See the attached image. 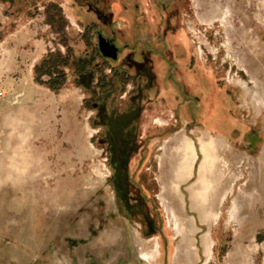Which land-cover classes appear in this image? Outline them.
<instances>
[{"label": "rangeland", "instance_id": "obj_1", "mask_svg": "<svg viewBox=\"0 0 264 264\" xmlns=\"http://www.w3.org/2000/svg\"><path fill=\"white\" fill-rule=\"evenodd\" d=\"M91 22L146 88L109 65L97 83ZM152 252L264 264V0H0V264Z\"/></svg>", "mask_w": 264, "mask_h": 264}, {"label": "trees", "instance_id": "obj_2", "mask_svg": "<svg viewBox=\"0 0 264 264\" xmlns=\"http://www.w3.org/2000/svg\"><path fill=\"white\" fill-rule=\"evenodd\" d=\"M96 26L97 25L95 24V22H91L89 25L85 26L84 33L88 32L89 30H92V28L95 29V32H94V36H96L95 37V41L93 42L91 40V37H88V40L86 41V45H87L86 47L88 48V50H90L91 55L96 60H98L100 62L99 66H98V69L100 70L101 73L98 75L99 76V80L96 79L97 83L102 80L104 82V84H103L104 86L109 84L107 82V80L104 81L105 78H106V75H104L102 73V71L104 70L103 67L107 66V65H109V67H110L111 76H113L117 81L126 79L125 81H123V82H126L128 80V72H127L126 66H124L122 61H121V63H118V59H119V56H120V50H119V54H118V57H117L116 60H113V59H111V58H109L107 56L106 57L102 56L99 53L98 48H97V44H96V42H97V34L101 33L103 35V33H102L101 29L97 28ZM50 59L51 58H49L47 60V63H48L47 66H45V64H44L46 62V60H45V61L41 62L39 65L35 66V70L34 71L37 72V78L40 75H44V74L47 75L48 79H47L46 83L48 85L54 86L56 84L58 85L59 81L61 80V78L64 77L63 70L60 69V65H61V63H64L66 61H63V60L61 61L60 60L61 61V63H60V61L50 60ZM120 64H121V66H120ZM134 76H132V77H134ZM103 82H101V83H103ZM140 82L143 85L144 82H145L144 78H140ZM143 88H145V87H143ZM91 101L92 100H89L90 103H91ZM91 106H92V104H91Z\"/></svg>", "mask_w": 264, "mask_h": 264}, {"label": "flooded vegetation", "instance_id": "obj_3", "mask_svg": "<svg viewBox=\"0 0 264 264\" xmlns=\"http://www.w3.org/2000/svg\"><path fill=\"white\" fill-rule=\"evenodd\" d=\"M96 44H97V48H98V51H99V53L102 55V56H107V57H109V58H111V59H113V60H116L117 59V57H118V54H119V46L118 45H116L115 44V42H114V39L112 38V37H107V36H105V35H102L101 33H98L97 34V42H96ZM102 45H106V46H108V48H109V52L108 53H110V54H108L107 52H105V50L103 49V46ZM113 49V50H112ZM141 50H143V49H139V56H141L142 55V53H141ZM149 50V52H153V53H156L157 52V48H150V49H148ZM111 53H114L113 54V56L114 57H111L112 56V54ZM135 55V54H134ZM91 57L92 58H94L92 55H91ZM130 61H132V62H134L133 63V65H134V68L136 67V69H139V66L141 65V62H142V58L141 59H135V58H133V59H131ZM123 64H124V66H126V69H127V72H128V74L131 76V78L130 79H134V81L136 82V84L137 85H139V87H141V88H143L144 86H145V83L146 82H148L147 80H146V78L143 76V75H141V72H140V70H138L139 72L138 73H136L135 72V74H130L129 73V71H128V66L123 62ZM135 75V76H134ZM132 76H134V77H132ZM140 78H144V80H145V82H144V85H142L141 84V82H140ZM129 79V80H130ZM145 88H146V86H145ZM102 91V90H101ZM92 93L93 94H95L93 91H92ZM100 96L101 95H103V93H101V94H99ZM103 97V96H102ZM99 98V97H98ZM98 100V99H97ZM91 104H92V107L95 109L96 108V106H97V101L94 99V101H91ZM118 154V155H117ZM121 154V152H119V151H115L114 150V157H118L119 155ZM119 158V157H118ZM115 168V167H114ZM117 168H115V174H117L118 173V171L116 170Z\"/></svg>", "mask_w": 264, "mask_h": 264}, {"label": "bare ground", "instance_id": "obj_4", "mask_svg": "<svg viewBox=\"0 0 264 264\" xmlns=\"http://www.w3.org/2000/svg\"><path fill=\"white\" fill-rule=\"evenodd\" d=\"M102 46H103V49L105 50V52L108 53L109 52L108 46H106V45H102ZM108 54H110V53H108ZM111 54L113 55L114 53H111ZM186 145H187L186 146V150H187L186 154H188V155L192 154V156L190 157V159H192L194 152L191 148L190 142H187ZM214 145H215L214 140H210L208 146H214ZM184 156H185V153L180 154L181 159H180V163H179V167H178V173H177L178 177L183 176L184 174L188 175L191 173V162H190L191 160H189L188 157H186V156L184 157ZM176 183H178V182H176ZM176 220H177V222L179 221L178 219H176ZM131 235H132L131 240H132L133 247L138 246V241H136L137 238H135L133 232L131 233ZM152 254H153V252L143 254L142 258L140 259V261H141L140 264H144V262H147L149 260V256H152Z\"/></svg>", "mask_w": 264, "mask_h": 264}]
</instances>
